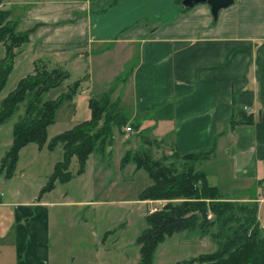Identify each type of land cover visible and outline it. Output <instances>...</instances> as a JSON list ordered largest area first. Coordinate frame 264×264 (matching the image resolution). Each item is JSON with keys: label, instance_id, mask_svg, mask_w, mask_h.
I'll return each mask as SVG.
<instances>
[{"label": "crops", "instance_id": "1", "mask_svg": "<svg viewBox=\"0 0 264 264\" xmlns=\"http://www.w3.org/2000/svg\"><path fill=\"white\" fill-rule=\"evenodd\" d=\"M3 5L12 10L20 29L30 30L28 42L39 53L59 60L69 59L71 53L81 58L93 54V45L99 43L105 45L97 51L100 54L116 50L123 59L135 54L137 60L116 96L121 101L124 89L131 102L128 123L137 118L140 125H148L153 136L140 137L156 144L167 140L170 153H207L199 168L210 182L207 166L220 149L233 160L230 179L241 181L238 188L243 189L223 194L258 202L263 221L264 0H235L221 8L217 18L208 3L186 8L176 0H4ZM110 90L116 91V86ZM243 115H251L253 121L234 122ZM37 148L41 152L45 146ZM97 161L96 157L95 170ZM14 173L0 170V264H50L49 205L54 201L43 197L57 182L43 193L40 189L38 199H19V190L9 195L1 185ZM216 173L221 179L224 170ZM254 188L258 189L252 192Z\"/></svg>", "mask_w": 264, "mask_h": 264}, {"label": "rangeland", "instance_id": "2", "mask_svg": "<svg viewBox=\"0 0 264 264\" xmlns=\"http://www.w3.org/2000/svg\"><path fill=\"white\" fill-rule=\"evenodd\" d=\"M102 46L105 45L95 43L93 54L90 56L74 58L70 57L73 54L71 53L68 55L69 59L59 60L53 54L39 53L36 45L24 43L15 57L14 67L0 92V103L9 92L15 89L22 77L34 71V58H42L50 65L61 64L71 73L61 85L50 89L46 97H56L67 89L69 83L81 80L74 96L61 102L57 107L55 121L48 127V140L55 134L73 127L74 124L90 118V96H100L116 86V91H112L111 95V99H116L122 89V81L137 60L134 54L136 50L133 51L134 56L123 59L118 57L116 50H109L106 54L98 53ZM5 53L6 45L0 42V58ZM105 63H108L109 67L103 69ZM87 86L90 89L82 93V89ZM123 95L124 89L122 91L124 98L119 101V106L121 111L130 118L132 117L131 102L125 98L126 95ZM24 106V102H21L18 109L0 124V157L9 148L8 144L13 138V125L23 113ZM132 120L138 124L136 128L138 133L137 130L136 132L134 129L126 130L125 126L115 125L113 142L110 144L112 152L94 151L87 171L81 174L76 173L79 163L75 157L70 165V169L74 172L73 177L66 182L57 180L56 189L43 197L54 201L49 205L50 264H137L140 260V244L137 242V236L147 225L146 214L163 207L168 199L160 198V201H151L138 198L140 191L149 185L152 179L145 169H137L135 163L122 165L124 152L140 147L150 148L153 155L163 159L165 163L174 161V165L181 166L183 160L173 157L174 152H168L167 140H163L161 142L163 144H156L152 139L140 137L139 134L142 133L152 135V130H148L150 128L147 127L148 125L143 123L140 125L137 118ZM58 145L54 150H50L45 145V148L39 152L36 142L28 143L21 150L19 170L12 175L11 179L1 184L4 190L13 196L19 190L20 194L15 195L19 199H38L41 187L46 184L54 169L53 162L62 156ZM96 157L101 166L98 165L95 170L93 164ZM232 161L218 149L207 166L211 182L217 184L225 195L243 191L238 188L241 181L230 179L233 177ZM196 167H200L199 161L196 162ZM220 170H224V173L220 175L221 179L216 173ZM256 189L254 188L252 192ZM92 199L103 201L84 203L73 201H91ZM261 223H264V219ZM216 247L217 242L209 234L202 235L199 230L175 232L159 244L154 254L153 264H199L196 261L192 263L184 261L200 253L212 251Z\"/></svg>", "mask_w": 264, "mask_h": 264}, {"label": "trees", "instance_id": "3", "mask_svg": "<svg viewBox=\"0 0 264 264\" xmlns=\"http://www.w3.org/2000/svg\"><path fill=\"white\" fill-rule=\"evenodd\" d=\"M176 2L182 4V0ZM3 3L0 0V42L6 45V53L0 58V92L14 67L15 57L30 40V30L20 29L18 21L11 17L12 10ZM34 63V71L22 77L0 103V124L21 102L25 104L13 125V141L1 159L0 170L9 175L14 173L21 148L30 142L41 148L47 145L51 150L62 143L63 156L41 188L43 193L54 188L57 180L66 182L72 178L70 165L74 156L79 163L76 173L84 172L90 154L106 151L113 142L114 126L127 125L129 118L121 111L119 100L111 99L112 90H109L100 96H90V118L48 140V127L55 121L57 107L74 96L81 80H75L56 97H46L50 89L61 85L71 73L61 64L50 65L42 58ZM237 121L252 122L253 117L243 115L239 120L234 119ZM130 124L135 130L136 124ZM172 156L183 160L181 166L174 165V161L165 163L150 148L128 149L122 157V165L135 163L137 169H145L152 179L138 194L139 199H168L163 207L146 214L147 225L137 236L140 244L137 264H153L155 251L168 235L195 229L202 235L209 234L217 247L184 262L264 264V225L258 215V202L227 197L211 183L206 172L196 167V162L206 158L207 153L175 152Z\"/></svg>", "mask_w": 264, "mask_h": 264}, {"label": "water", "instance_id": "4", "mask_svg": "<svg viewBox=\"0 0 264 264\" xmlns=\"http://www.w3.org/2000/svg\"><path fill=\"white\" fill-rule=\"evenodd\" d=\"M234 1L235 0H182V4L188 7L198 3H208L211 7L212 14L217 18L220 9L231 5Z\"/></svg>", "mask_w": 264, "mask_h": 264}, {"label": "built area", "instance_id": "5", "mask_svg": "<svg viewBox=\"0 0 264 264\" xmlns=\"http://www.w3.org/2000/svg\"><path fill=\"white\" fill-rule=\"evenodd\" d=\"M125 128H126V130H133L134 129L131 124L125 125Z\"/></svg>", "mask_w": 264, "mask_h": 264}]
</instances>
